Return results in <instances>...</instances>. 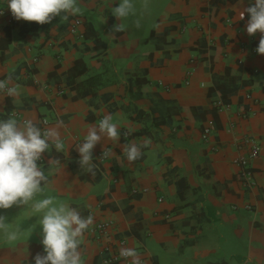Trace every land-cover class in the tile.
<instances>
[{
	"label": "crops",
	"instance_id": "1",
	"mask_svg": "<svg viewBox=\"0 0 264 264\" xmlns=\"http://www.w3.org/2000/svg\"><path fill=\"white\" fill-rule=\"evenodd\" d=\"M132 2L126 19L112 15L119 0H79L78 14L41 25L15 19L0 0V80L20 86L19 96L0 93V120L31 119L42 131L63 121L64 143L58 151L50 142L38 161L42 191L0 209V264H34L44 254L43 213L33 205L48 197L94 217L83 264H126L106 262L122 246L146 264H264V55L255 51L260 33L246 32L247 14L239 19L254 0ZM75 18L81 39L70 33ZM118 23L124 31H112ZM105 114L120 138L95 146L93 176L76 149ZM246 135L260 147L251 188L236 163ZM145 138L150 145L129 162L124 145ZM104 149L110 155L97 158ZM99 220L113 224L96 238Z\"/></svg>",
	"mask_w": 264,
	"mask_h": 264
},
{
	"label": "clouds",
	"instance_id": "2",
	"mask_svg": "<svg viewBox=\"0 0 264 264\" xmlns=\"http://www.w3.org/2000/svg\"><path fill=\"white\" fill-rule=\"evenodd\" d=\"M12 15L17 20L36 22L37 24L51 23L62 14L80 12L79 0H7ZM147 8V0L144 2ZM247 14L246 32L249 36L260 33L259 43L255 51L264 55V0H254V3L239 11V19L243 20ZM112 15L118 20L135 15V6L132 0H119L118 6L112 9ZM140 26L139 20L135 21ZM125 25L118 23L112 31L121 32ZM9 76L0 80V93L6 96H19V85L12 84ZM63 121L46 130H41L31 119L18 122L9 117L0 120V209L27 205L33 197L42 191V183L47 180L44 171L38 164L42 155L50 148V142L56 150L64 148L61 140L60 128ZM107 137L118 141L120 132L118 124L113 122L112 114H105L98 124L87 127L82 143L77 147L80 159L78 163L89 174L95 175L96 164L93 162L95 146ZM151 141L144 139L143 144H125L123 151L129 162H134L142 156V148L148 147ZM102 155H110L103 150ZM59 165V160L54 161ZM36 212L43 215L39 221L41 227L44 254L37 253L34 264H83L80 245L85 231L93 224L94 217H87L67 204H56L51 197L44 198L33 205ZM7 217L0 215V230H6ZM7 239H17L16 232H7ZM119 255L126 264H146L140 252L135 247L119 249Z\"/></svg>",
	"mask_w": 264,
	"mask_h": 264
},
{
	"label": "built area",
	"instance_id": "3",
	"mask_svg": "<svg viewBox=\"0 0 264 264\" xmlns=\"http://www.w3.org/2000/svg\"><path fill=\"white\" fill-rule=\"evenodd\" d=\"M79 24H80V19L75 18L74 21L72 22L71 26H70V33L75 35L78 39H81L82 33L77 31V26ZM211 125H212L211 121H208L206 123V125L203 129L204 135H208L210 133ZM241 145H244L247 150L244 154L240 155L236 159V163L241 169L240 170V179L242 181L243 186L251 188L254 186L255 181L252 178V170L250 167V163L259 154L260 147H259L258 142L255 139H253L251 136H248V135H246L242 138V140L240 142V146ZM102 153H103V151L98 152L97 158L106 159L107 157H104L102 155ZM246 208L249 209L250 207L247 206ZM112 224H113L112 221H108V220L97 221L95 223L94 229H93L94 232H96V238L104 237L109 232V230L111 229ZM118 259H122L119 255V252L114 253V254H110L106 258V262L110 263V262H112L114 260H118Z\"/></svg>",
	"mask_w": 264,
	"mask_h": 264
},
{
	"label": "trees",
	"instance_id": "4",
	"mask_svg": "<svg viewBox=\"0 0 264 264\" xmlns=\"http://www.w3.org/2000/svg\"><path fill=\"white\" fill-rule=\"evenodd\" d=\"M216 108V107H215Z\"/></svg>",
	"mask_w": 264,
	"mask_h": 264
}]
</instances>
